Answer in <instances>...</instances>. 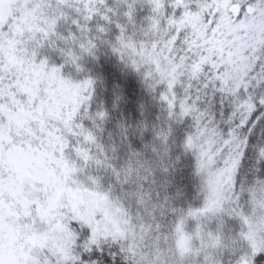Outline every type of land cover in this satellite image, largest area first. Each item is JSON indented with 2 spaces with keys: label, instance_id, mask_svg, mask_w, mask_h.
Wrapping results in <instances>:
<instances>
[{
  "label": "snow or ice",
  "instance_id": "1",
  "mask_svg": "<svg viewBox=\"0 0 264 264\" xmlns=\"http://www.w3.org/2000/svg\"><path fill=\"white\" fill-rule=\"evenodd\" d=\"M0 264H264V0H0Z\"/></svg>",
  "mask_w": 264,
  "mask_h": 264
}]
</instances>
